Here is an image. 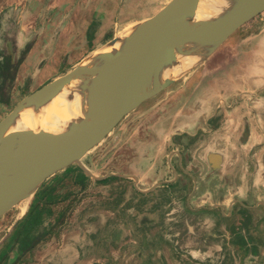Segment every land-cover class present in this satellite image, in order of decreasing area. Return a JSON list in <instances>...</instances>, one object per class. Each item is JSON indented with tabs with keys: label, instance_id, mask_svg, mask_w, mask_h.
Listing matches in <instances>:
<instances>
[{
	"label": "crops",
	"instance_id": "1",
	"mask_svg": "<svg viewBox=\"0 0 264 264\" xmlns=\"http://www.w3.org/2000/svg\"><path fill=\"white\" fill-rule=\"evenodd\" d=\"M119 4L120 0H0V109L12 105L0 121L25 97L83 60L91 46L99 45L113 31ZM110 35L108 40L114 38ZM234 41L231 36L228 50L237 52L224 78L209 81L205 96L192 95L173 122V136L200 134L199 147L190 150L196 159L188 167L185 196L172 197L174 206L182 205L187 212L184 232L169 230L156 214L145 216L142 223L147 228L137 230L112 212L115 228L95 230L98 245L83 264H264V35ZM222 90L226 100H221ZM144 164V177L129 175L122 164L116 170L127 175L110 174L136 179L126 183L121 203L131 205L133 212L134 194L153 195L166 189L165 182L180 183L181 172L173 165L168 168L175 176L167 180L170 171L165 165L159 171ZM156 199L160 203L161 198ZM138 200L144 202L145 214L153 198ZM205 228L210 230L204 234ZM138 237L142 243L135 246ZM91 242L88 245H95ZM69 251L60 252L66 258L63 264L70 262Z\"/></svg>",
	"mask_w": 264,
	"mask_h": 264
},
{
	"label": "rangeland",
	"instance_id": "2",
	"mask_svg": "<svg viewBox=\"0 0 264 264\" xmlns=\"http://www.w3.org/2000/svg\"><path fill=\"white\" fill-rule=\"evenodd\" d=\"M172 1L120 0L112 23L113 31H110V34L114 35L113 40H108L111 37L108 34L99 45L91 46L88 52H85L84 63H90L93 56L109 49L115 38L120 40L119 36L124 31V38L128 37L141 22L157 15ZM129 29H132L131 33H128ZM257 34L264 35V13L243 25L232 37L237 42L240 37ZM230 37L216 47L201 44L191 46L186 57L191 58L194 55V60L185 67L183 73L173 75L169 78L173 80L171 84L126 115L116 128L82 159L83 167L74 164L48 178L33 192V199L24 214H20L16 205L4 212L0 217V264H63L64 256L60 252L65 249L70 250L66 255L69 259L67 261H70L67 264H83V258H92L98 245L99 238L95 236V230L106 229L108 232L115 228V220L109 218L112 212L117 214L127 227L137 230L138 227H142V230L147 228L142 223L146 220L145 216L156 214L169 230L184 232V218L187 212L182 205L174 206L172 197L182 193L185 196L186 192L183 190L187 189L190 180L188 167L195 164L196 159L190 150L199 147L196 141L200 135L173 136V122L176 116L189 106L192 95L205 96L209 81L224 78L228 72L229 59L237 52L228 50ZM124 38H121V41ZM83 60L71 64L57 77L70 73L82 64L86 65ZM223 96L224 90L221 91V100H226ZM11 107L12 105L0 109V120L10 112ZM181 107L184 109L181 110ZM117 158L120 160L119 164L128 167L129 175L140 173L141 177L148 174L142 171L146 168L144 163L149 162L151 168L159 171L162 164L169 171L168 166L173 165L178 174L181 172L178 176L180 183L165 182L163 184H166V189L154 191L153 195L134 194L136 200L133 212L131 205H121L125 201L126 183L131 179L110 175L112 172L126 174L117 172ZM174 176L170 171L167 180H172ZM158 197L161 198L162 205L156 203ZM143 198H153V202L145 206L150 209L145 211V214L144 202L138 200ZM32 203L33 207L30 209ZM165 217L171 219L166 222ZM208 230L210 229L205 228L202 232L205 234ZM140 239L138 237L135 246L142 243ZM91 241L95 245H88ZM64 259L66 261V258Z\"/></svg>",
	"mask_w": 264,
	"mask_h": 264
},
{
	"label": "water",
	"instance_id": "3",
	"mask_svg": "<svg viewBox=\"0 0 264 264\" xmlns=\"http://www.w3.org/2000/svg\"><path fill=\"white\" fill-rule=\"evenodd\" d=\"M262 13L264 0H173L137 26L121 45L117 39L110 44V48L117 43L122 47L120 78L125 85L122 92L103 93L79 116L60 123L52 132L39 123L33 129L20 127L24 114L38 120L45 110L42 106H25L22 101L0 121V141L16 147L0 162V217L14 207L5 204L4 191L30 188L35 192L56 173L74 164L83 167L82 159L126 115L171 84L170 79L163 85L161 82L168 58L175 56L178 39L216 47ZM104 53L93 56L91 62ZM85 67L81 65L65 75L80 74ZM32 156L41 158L42 163L35 168L14 170L20 161Z\"/></svg>",
	"mask_w": 264,
	"mask_h": 264
},
{
	"label": "bare ground",
	"instance_id": "4",
	"mask_svg": "<svg viewBox=\"0 0 264 264\" xmlns=\"http://www.w3.org/2000/svg\"><path fill=\"white\" fill-rule=\"evenodd\" d=\"M131 30L129 29L128 33H131ZM124 37L125 31L119 36L120 45L122 43L121 38ZM192 44L193 41L177 40L175 56L168 58L169 61L165 67L161 85L191 64L194 60L192 59L194 55L190 58L186 57V53L194 45ZM121 48L119 43H117L112 48L104 51L105 53L94 62H88L87 64L83 60V63L86 64L85 68L87 69L80 74L57 77L25 97L23 100L25 106H42L45 110L43 115L38 116V120H34L30 114H24L20 127L26 128L32 126L33 129L39 123L43 125L44 129H47L46 131H55L59 128L60 123L68 122L70 119L79 116L87 106L96 103L103 93L122 92L125 89V85L120 78L121 56L123 54ZM15 148V145L12 143L0 141V162L11 154ZM41 163L42 160L38 156L28 157L20 161L14 170L21 171L35 168ZM3 199L6 205H16L18 206L20 214H24L33 199V190L27 188L4 191Z\"/></svg>",
	"mask_w": 264,
	"mask_h": 264
},
{
	"label": "flooded vegetation",
	"instance_id": "5",
	"mask_svg": "<svg viewBox=\"0 0 264 264\" xmlns=\"http://www.w3.org/2000/svg\"><path fill=\"white\" fill-rule=\"evenodd\" d=\"M188 135H189V134H188ZM199 135H200V134H198V135H195V134H194L193 136H199ZM128 179H131V177L129 176ZM131 180L133 181V183H135L134 180H133V178H132ZM167 183H169V182H167ZM170 183H171V182H170ZM165 185H166V184H165ZM170 185H171V184H170ZM165 187H166V186H165ZM32 207H33V203H32V205H31L30 209H31Z\"/></svg>",
	"mask_w": 264,
	"mask_h": 264
}]
</instances>
